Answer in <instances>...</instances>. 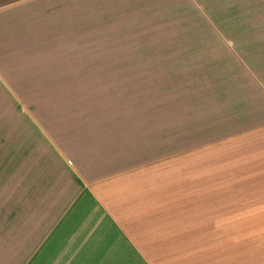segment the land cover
Returning a JSON list of instances; mask_svg holds the SVG:
<instances>
[{
  "label": "crops",
  "instance_id": "obj_1",
  "mask_svg": "<svg viewBox=\"0 0 264 264\" xmlns=\"http://www.w3.org/2000/svg\"><path fill=\"white\" fill-rule=\"evenodd\" d=\"M16 4L0 0V264H264V69L242 76L261 101L228 109L241 134L160 148L121 114L137 109L15 102L35 61L20 40L52 25Z\"/></svg>",
  "mask_w": 264,
  "mask_h": 264
},
{
  "label": "rangeland",
  "instance_id": "obj_2",
  "mask_svg": "<svg viewBox=\"0 0 264 264\" xmlns=\"http://www.w3.org/2000/svg\"><path fill=\"white\" fill-rule=\"evenodd\" d=\"M10 3L52 23L26 28L20 40L16 54L35 61L21 66L31 93L15 102L64 97L72 105L137 109L121 114L151 123L148 135L160 148L162 139L182 136L177 150L188 153L199 146L194 138L208 147L241 134L240 111L228 109L261 101L253 87L244 92L242 76L252 82L251 72L264 69V0Z\"/></svg>",
  "mask_w": 264,
  "mask_h": 264
}]
</instances>
